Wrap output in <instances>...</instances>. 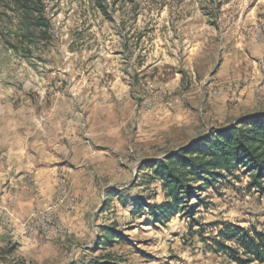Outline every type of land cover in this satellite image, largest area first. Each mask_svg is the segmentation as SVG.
<instances>
[{
  "label": "rangeland",
  "instance_id": "obj_1",
  "mask_svg": "<svg viewBox=\"0 0 264 264\" xmlns=\"http://www.w3.org/2000/svg\"><path fill=\"white\" fill-rule=\"evenodd\" d=\"M43 5L44 32L29 37L0 0V144L57 156L43 209L39 163L5 166L0 264H237L212 247L227 224L264 232L248 169L190 184L185 212L162 225L144 166L264 105V0ZM107 229L123 239L100 248Z\"/></svg>",
  "mask_w": 264,
  "mask_h": 264
},
{
  "label": "trees",
  "instance_id": "obj_2",
  "mask_svg": "<svg viewBox=\"0 0 264 264\" xmlns=\"http://www.w3.org/2000/svg\"><path fill=\"white\" fill-rule=\"evenodd\" d=\"M12 2L29 37L35 36L37 31L44 32L43 0ZM144 167L151 169L153 178L162 187L165 201L151 206L150 210L153 221L162 225L185 212L186 200L200 188L190 184L212 187L221 178L243 167L251 174L250 186L264 191V112L241 115L234 121L228 119V123L211 128L190 145ZM220 235L221 240H214L212 249L215 252L226 253L237 264H264V232L227 224ZM122 239L107 229L99 245L106 248ZM102 264L113 263L104 261Z\"/></svg>",
  "mask_w": 264,
  "mask_h": 264
},
{
  "label": "crops",
  "instance_id": "obj_3",
  "mask_svg": "<svg viewBox=\"0 0 264 264\" xmlns=\"http://www.w3.org/2000/svg\"><path fill=\"white\" fill-rule=\"evenodd\" d=\"M257 112H264L263 104H255L253 106V109H247V111L245 113H242V115ZM13 141L14 140H7L5 145L0 144V176L2 175L3 178L6 175L8 176V171L4 170L6 165L11 168L19 167L20 163H39V166L41 167L39 170H37L35 178L37 179L38 185L41 189V199L37 200L36 204L38 209L46 208L52 198V193L49 192L51 189L50 186L52 185L54 180L56 181V173L52 171L51 165L47 164L56 163L57 156L54 151L55 149H47L46 147H41V149L36 152L35 159H26L27 156L30 155V152H27L24 149H17L15 146L9 145ZM47 168H49V171L46 170ZM9 175L11 174L9 173Z\"/></svg>",
  "mask_w": 264,
  "mask_h": 264
},
{
  "label": "built area",
  "instance_id": "obj_4",
  "mask_svg": "<svg viewBox=\"0 0 264 264\" xmlns=\"http://www.w3.org/2000/svg\"><path fill=\"white\" fill-rule=\"evenodd\" d=\"M50 223H51V221H40V229L42 230V231H44V228L45 227H47V226H49L50 225ZM31 227H32V224H31Z\"/></svg>",
  "mask_w": 264,
  "mask_h": 264
},
{
  "label": "bare ground",
  "instance_id": "obj_5",
  "mask_svg": "<svg viewBox=\"0 0 264 264\" xmlns=\"http://www.w3.org/2000/svg\"><path fill=\"white\" fill-rule=\"evenodd\" d=\"M64 193V192H63ZM62 194V193H61ZM46 229V228H45Z\"/></svg>",
  "mask_w": 264,
  "mask_h": 264
}]
</instances>
